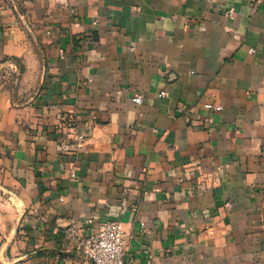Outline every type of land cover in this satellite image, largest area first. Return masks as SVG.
<instances>
[{
	"label": "crops",
	"instance_id": "0c3cea01",
	"mask_svg": "<svg viewBox=\"0 0 264 264\" xmlns=\"http://www.w3.org/2000/svg\"><path fill=\"white\" fill-rule=\"evenodd\" d=\"M110 220L124 264H264V0H0V264Z\"/></svg>",
	"mask_w": 264,
	"mask_h": 264
},
{
	"label": "built area",
	"instance_id": "2783aa9c",
	"mask_svg": "<svg viewBox=\"0 0 264 264\" xmlns=\"http://www.w3.org/2000/svg\"><path fill=\"white\" fill-rule=\"evenodd\" d=\"M142 104V97L134 98ZM69 134L60 144L63 154L72 153L84 147V138L77 127L69 121ZM229 207L230 203L227 204ZM67 236L75 243L77 250L82 251L92 264H124L130 236L119 221L110 220L94 229L89 235H82L77 227H70Z\"/></svg>",
	"mask_w": 264,
	"mask_h": 264
},
{
	"label": "rangeland",
	"instance_id": "374dc122",
	"mask_svg": "<svg viewBox=\"0 0 264 264\" xmlns=\"http://www.w3.org/2000/svg\"><path fill=\"white\" fill-rule=\"evenodd\" d=\"M10 78H13L11 75H9Z\"/></svg>",
	"mask_w": 264,
	"mask_h": 264
}]
</instances>
